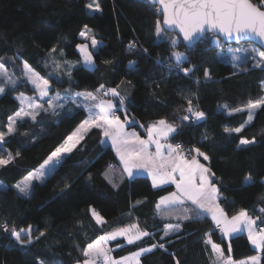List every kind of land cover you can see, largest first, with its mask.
<instances>
[{
	"label": "trees",
	"instance_id": "1",
	"mask_svg": "<svg viewBox=\"0 0 264 264\" xmlns=\"http://www.w3.org/2000/svg\"><path fill=\"white\" fill-rule=\"evenodd\" d=\"M88 2L0 0V57L16 56L17 60L27 61L37 72L48 77L49 65L47 63L45 67V63L50 58L49 50L56 47L58 51L54 54L79 59L75 45L83 40L79 32L87 24L101 42L96 70L90 71L82 65L74 67L71 84L67 75H61L60 79L50 77L52 90L66 87L95 90L100 83L109 88L119 85L118 90L127 98L130 117L134 116L139 122L134 128L141 135H145V131L139 125L146 127L161 118L180 124L178 109L186 106L181 93L191 95L194 103L198 99L199 107L208 113V119L199 124L185 123L173 141L185 148L203 142L210 157L207 164L220 178L217 183L226 198L221 199V206L229 215L241 208L259 215V209L264 208V110H258L252 123L240 134L249 139L255 137L258 143L239 150L235 147L237 136L225 135L223 127L244 124L247 112L227 117L222 106L242 107L250 99L264 96L261 88L264 67H253L252 60L246 61L241 68L233 67V62L221 55V47L238 44L223 42L222 46H217L211 40H204L196 43L190 51L183 43L176 49H171L166 42L157 46L154 33L162 15L156 11L157 5L148 0H97L102 9L99 12L86 9L84 5ZM175 34L170 30L166 33L168 37ZM131 41L137 43L133 51L128 49ZM142 48L149 50L147 55ZM171 51L187 52L190 64L197 66L195 74L185 77L182 73H170L168 58ZM105 60L113 63L105 64ZM130 60L136 61L134 67H129ZM205 67L211 70L210 82L204 81ZM197 77L199 84L195 83ZM20 92L32 94L34 91L29 84L21 83L16 90H6L0 96V124L6 123L7 117L19 109L20 103L15 95ZM85 116L86 112L78 110L60 116L42 114L38 117L42 123L34 125L29 122L25 126L28 136L9 138L5 145L8 151L22 154L13 165L0 169V182L13 185L29 171L38 168ZM205 135L208 138L202 139ZM101 139L98 130L90 133L65 164L44 184H38L29 197L19 196L11 188L0 190V222L8 220L18 227L31 224L34 229L45 232L25 251L14 244L8 233L0 230V264H37V260H43L45 264H75L76 260L82 259L81 249L87 243L131 222H139L148 231L156 232L157 240L163 235L165 224L182 225L181 232L166 238L172 241L170 245L166 244L167 252L157 249L145 254L141 257L142 264H174L170 253H175L181 264H210V246L206 252L204 239L205 233L214 228L211 218L200 222L183 221L179 218V210L161 218L156 203L174 187L153 188L145 175H137L132 180L126 174L121 177L122 167L112 147L101 145ZM109 164L115 169L114 182L118 185L115 188L104 175ZM89 173L92 176L90 181ZM248 173L253 177L251 184L244 183V176ZM109 175L111 177L112 173ZM65 182L71 183L72 187L62 192ZM137 201L142 203L137 204ZM90 205L105 218L102 227L92 218ZM39 231L34 235H39ZM212 239L221 245L226 256L231 255L234 260L260 254L264 264V254L252 247L246 234L229 239L222 237L216 229ZM153 242L145 238L143 246ZM229 243L231 253L228 252ZM118 244L123 246L117 247ZM110 246L115 258L137 250L136 246L127 245L124 238L111 241Z\"/></svg>",
	"mask_w": 264,
	"mask_h": 264
},
{
	"label": "snow or ice",
	"instance_id": "2",
	"mask_svg": "<svg viewBox=\"0 0 264 264\" xmlns=\"http://www.w3.org/2000/svg\"><path fill=\"white\" fill-rule=\"evenodd\" d=\"M153 5H159L156 9L163 19L157 20L155 27V37L157 46L161 43H168L171 49H176L181 43L188 51L198 42L211 40L217 46H220L225 40H235L237 42L259 41L264 46V0L259 4L252 0H151ZM84 7L88 10L101 11V6L97 0H90ZM169 30H178L176 34L168 37L166 33ZM91 30L85 24L79 32V36L90 43H78L75 45L80 59L73 63L72 61L53 60L55 69L60 75H67L68 82L72 81V69L76 64L86 67L90 71H95L97 67L96 56L99 54L100 44L95 35H91ZM137 47L135 41L128 45L129 51ZM53 47L49 50L51 53L57 52ZM63 55L62 50H59ZM145 55L148 54L147 48H142ZM233 53L242 51L240 48L231 50ZM250 55L258 57L253 65L255 68L264 67V51L258 48L243 50ZM219 58V57H218ZM240 57L233 54L232 60L240 61ZM12 63L17 60L16 56L8 57ZM105 64H111L113 61L105 60ZM233 64V67L237 66ZM135 60L129 61V67H134ZM189 66L185 67L184 65ZM47 67V62L45 63ZM169 72L173 74L182 73L185 77H191L197 71V66L189 62L187 52L171 51L168 58ZM246 70V69H241ZM41 76L37 73L27 61L23 62L22 75L12 79L6 67L4 57H0V95L6 93V90H16L21 83L31 84L32 90L37 96H25L23 92L15 97L20 103V107L12 115L7 117V122L0 124V169H6L9 165L21 156L20 151L15 153L8 151L5 145L9 138L16 136H28L29 132L25 126L40 124L42 120L38 117L43 115L60 116L61 113L78 112L83 110L86 116L82 119L75 129L67 135L64 140L54 147L38 168L29 171L23 179L13 185H5L0 182V190L7 191L10 188L15 190L19 196L29 197L33 189L38 184H44L47 179L53 175L58 168L63 166L72 153L81 145V142L92 133L98 130L103 137L100 144L107 146L111 143L116 156L122 165L120 176L125 174L129 180L135 179L137 175L146 172L151 179L153 188H162L164 185H175V191L163 195L156 203L157 214L161 218L176 214L179 210V218L183 221L200 222L211 218L214 228L205 233L204 250L209 251L210 264H262L261 255H254L243 260H233L231 255L225 257L224 250L220 244L213 241L212 237L215 230L218 229L225 238H236L246 234L248 242L261 254H264V208L259 209V215L250 214L249 210L241 208L234 214L229 215L221 206L222 196L221 188L217 181L220 180L210 165L201 163L210 161L209 155L202 151L201 147L192 146L185 149L181 143H172L175 136L179 134L180 127L187 124H199L208 119V113L201 110L198 99L194 103L191 95H184L182 98L186 106L182 105L178 109V119L175 120L161 118L153 121L144 128L146 138L134 128L139 122L134 116L130 117L128 112L127 98L121 94L117 87H106L100 83L94 91L84 93H73L71 87L64 89L63 95L56 92L50 95L52 88L50 77ZM235 75V72L233 73ZM203 78L205 82L212 80L211 70L208 67L203 69ZM131 84V81H128ZM200 83L199 77L195 80ZM159 86V85H157ZM264 90V82L261 83ZM42 101V102H41ZM223 114L231 117L236 113L247 112V120L239 127H230L225 125L223 132L232 137L237 136L236 149L246 150L249 146L258 143L255 137L251 139L240 135L244 128L251 124L258 110H264V96L249 100L242 107L230 108L223 105ZM123 116V119L121 118ZM21 129H25L21 131ZM207 135L202 139H207ZM35 137H33V141ZM154 147V151L152 150ZM110 173L112 176L110 177ZM105 178L112 183L115 188L118 185L114 182L115 169L109 164L104 173ZM92 179L91 173L88 177ZM253 177L251 173L244 176V183L251 184ZM71 183L65 182L62 192L70 190ZM137 204L142 201H137ZM134 207V206H133ZM89 211L97 225L101 227L106 223L105 218L100 215L95 208L89 206ZM131 215V213H129ZM182 225L177 223L165 224L163 235L156 239V232L148 231L147 227H142L139 222L128 223L122 227H116L112 231L97 237L81 249L82 259L76 260L75 264H142L141 257L152 253L155 250L168 251L167 245L172 243L171 237L181 232ZM0 230L9 234L10 239L21 249L27 250L29 246L38 242L45 235L44 231L34 229L31 224L26 227H18L15 223L8 220L0 222ZM39 231V235L34 232ZM123 237L127 245L136 246V251L130 252L127 256L115 259L111 256L108 247L109 241L117 240ZM145 238L152 239L155 242L148 246H143ZM177 239L180 237L177 236ZM123 245L118 244L117 247ZM231 243L228 244V252L231 253ZM174 264H181L175 253H170ZM37 264H45L43 260H37Z\"/></svg>",
	"mask_w": 264,
	"mask_h": 264
},
{
	"label": "rangeland",
	"instance_id": "3",
	"mask_svg": "<svg viewBox=\"0 0 264 264\" xmlns=\"http://www.w3.org/2000/svg\"><path fill=\"white\" fill-rule=\"evenodd\" d=\"M89 2H90V0H89ZM90 12H93V10H89ZM90 29V28H89ZM91 30V35H94V32L92 31V29H90ZM90 43V41H85L84 40V38H83V40L81 41V42H78V43ZM77 43V44H78ZM234 44V43H233ZM220 46H222V45H220ZM258 48L259 50H261L262 51V49L260 48V47H258L257 45H255V44H253V43H250V42H244V43H239L237 46H234V45H223L222 47H221V50H222V53H221V55H223V56H225L226 58H228V59H230L232 62H233V64L234 63H237V62H235V61H233L232 60V56H233V54H235V55H237V56H239L241 59H240V61L237 63V66H236V68L238 69V68H241V66H242V64H245V62L246 61H250V60H252V62L255 64L256 62H257V60H258V57H256V56H254V55H250V54H248L247 52H245V51H243V50H247V49H251V48ZM236 48H240V49H242V51L241 52H239V53H233V52H231L230 51V49L231 50H234V49H236ZM8 57H12V56H8ZM8 57H6L5 58V61H6V67H7V69H8V71H9V74L12 76V79H16L17 77H21V75H22V65H23V62H24V60L22 59V60H16V62L15 63H12L10 60H8ZM79 59H80V57H79ZM79 59H67V58H63V57H60V56H58V55H56V54H54V53H51V55H50V58H49V60H48V65H49V70H48V74L49 73H52V75H51V77H55V78H58V79H60L61 78V75L59 74V72L55 69V65L53 64V60H56V61H65V60H67V61H72L73 63H75L76 61H78ZM29 64V63H28ZM30 65V64H29ZM78 65H80V64H76V66H78ZM31 66V65H30ZM75 66V67H76ZM32 67V66H31ZM33 68V67H32ZM34 69V68H33ZM35 70V69H34ZM36 71V70H35ZM37 72V71H36ZM37 73H39V72H37ZM40 74V73H39ZM41 76H44V75H42V74H40ZM45 77H47V76H45ZM51 82V81H50ZM51 85L53 86V84H52V82H51ZM0 86H2V85H0ZM29 86L32 88V85L31 84H29ZM69 87H66V88H64V89H68ZM64 89H61V90H52V88H51V91H50V95H55V93L58 91V92H60L62 95H63V93H64ZM71 90H72V92L73 93H77V92H80V93H84V92H90V91H94V90H82V91H80V90H75V89H72L71 88ZM17 95H19V94H16L15 95V97L17 96ZM24 95L25 96H37V94H35L34 92L32 93V94H26V93H24ZM1 96V95H0ZM37 98H38V96H37ZM42 102V101H41ZM21 106V105H20ZM21 179H23V178H21ZM20 179V180H21ZM263 181H264V178H263ZM118 238H121V237H118ZM110 242L111 241H109L108 242V247L110 248V249H112V251H113V248L110 246ZM112 251H111V256L114 258V256H113V254H112ZM256 255H258V254H256ZM254 256V255H253ZM225 257H228V256H226L225 255ZM234 260V259H233ZM243 260V259H242ZM236 261H240V260H236ZM54 264H58L57 262H55Z\"/></svg>",
	"mask_w": 264,
	"mask_h": 264
},
{
	"label": "crops",
	"instance_id": "4",
	"mask_svg": "<svg viewBox=\"0 0 264 264\" xmlns=\"http://www.w3.org/2000/svg\"><path fill=\"white\" fill-rule=\"evenodd\" d=\"M98 40V39H97ZM99 41V40H98ZM122 119H123V116L121 117ZM129 131H132V130H135L136 132H138L139 134H140V132L136 129V128H129L128 129ZM141 135V134H140ZM141 137L142 138H146V132H145V135H141ZM103 138V137H102ZM170 142H172V143H175L173 140L172 141H170ZM108 145H110L111 146V143L109 142V144ZM195 146H197V147H201L202 148V151H205L208 155H209V152H208V149L204 146V144H203V142L202 141H200V142H198V143H196L195 144ZM153 151H154V147H153V149H152ZM113 151H114V149H113ZM114 153H115V151H114ZM116 155V154H115ZM117 157V156H116ZM117 159H118V162H119V165L122 167V165L120 164V161H119V158L117 157ZM201 163H205L206 165H208L207 164V162H205V161H203V159L201 158ZM140 175H145V176H147L148 177V175H147V173L146 172H142ZM149 178V177H148ZM150 179V178H149ZM150 181H151V179H150ZM168 185H172L173 187H174V190H172V191H175V185H173V184H168ZM164 186H166V185H164ZM171 191V192H172ZM168 194V193H167ZM166 194V195H167ZM159 201V200H158ZM132 223V222H131ZM173 225H175V224H173ZM125 226V225H124ZM122 227V226H121ZM113 230V229H112ZM112 230H110V231H112ZM105 234V233H104ZM121 238H123V237H121ZM117 239H119V238H117ZM128 254H126V255H124V256H127ZM115 258V257H114ZM120 257H118V258H115V259H119ZM245 259V258H244Z\"/></svg>",
	"mask_w": 264,
	"mask_h": 264
},
{
	"label": "water",
	"instance_id": "5",
	"mask_svg": "<svg viewBox=\"0 0 264 264\" xmlns=\"http://www.w3.org/2000/svg\"><path fill=\"white\" fill-rule=\"evenodd\" d=\"M151 4H152V2H151V0H148ZM253 2V1H252ZM254 3V2H253ZM157 7H160L159 5H157ZM162 19H163V17H162ZM170 31H173V32H175L176 33V31H178V30H170ZM225 43H228V44H239V43H244V42H237V41H235V40H231V41H227V40H225L224 41ZM250 43H253V44H255V45H257L258 47H260L261 49H262V51H264V46H262L261 45V43L257 40V41H251Z\"/></svg>",
	"mask_w": 264,
	"mask_h": 264
},
{
	"label": "built area",
	"instance_id": "6",
	"mask_svg": "<svg viewBox=\"0 0 264 264\" xmlns=\"http://www.w3.org/2000/svg\"><path fill=\"white\" fill-rule=\"evenodd\" d=\"M175 143H179L178 141H176ZM189 147L185 148V149H188Z\"/></svg>",
	"mask_w": 264,
	"mask_h": 264
}]
</instances>
